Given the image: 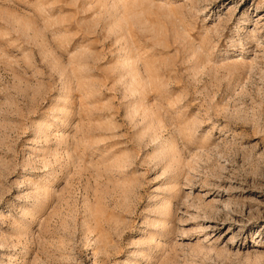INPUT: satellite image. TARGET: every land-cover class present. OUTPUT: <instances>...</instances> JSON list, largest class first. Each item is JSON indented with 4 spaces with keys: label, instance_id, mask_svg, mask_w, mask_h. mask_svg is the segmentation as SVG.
<instances>
[{
    "label": "rangeland",
    "instance_id": "obj_1",
    "mask_svg": "<svg viewBox=\"0 0 264 264\" xmlns=\"http://www.w3.org/2000/svg\"><path fill=\"white\" fill-rule=\"evenodd\" d=\"M0 264H264V0H0Z\"/></svg>",
    "mask_w": 264,
    "mask_h": 264
}]
</instances>
